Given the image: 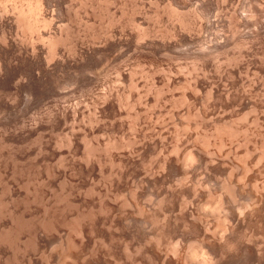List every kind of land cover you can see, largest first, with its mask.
Segmentation results:
<instances>
[{
    "label": "bare ground",
    "instance_id": "1",
    "mask_svg": "<svg viewBox=\"0 0 264 264\" xmlns=\"http://www.w3.org/2000/svg\"><path fill=\"white\" fill-rule=\"evenodd\" d=\"M77 1L0 0V264H264V0Z\"/></svg>",
    "mask_w": 264,
    "mask_h": 264
},
{
    "label": "rangeland",
    "instance_id": "2",
    "mask_svg": "<svg viewBox=\"0 0 264 264\" xmlns=\"http://www.w3.org/2000/svg\"><path fill=\"white\" fill-rule=\"evenodd\" d=\"M78 1H79V0H78ZM78 1H77V2H78ZM147 1H148V2H147ZM149 1H153V0H145V2H144V1H143V2L146 4V7H147V8H150V11H151V10L154 11L153 9L156 8V6L158 7V5H159L160 3L162 4V1H163V0H162V1H161V0H155V1H157V2L154 3L155 6H152L153 8L150 6V5H151V4H150L151 2L149 3ZM153 2H154V1H153ZM158 2H159V3H158ZM79 3H80V2H78V4H79ZM117 3H119V2H117ZM148 3H149V4H148ZM78 4L75 3V6H74V7L77 8V11H78V9H79V11L81 10L80 12L78 11L79 13H81V16H80V14L78 13V17L80 18V20H83V19H84L82 22H78V23H83V22L88 18L86 21H88V20L90 19V20H89L90 23H92V22L94 23V21H95V24H96V25H99V24L103 21L102 18H103V17H104V18L107 17V16H104V15H105V14H104L103 17H101V19H102V21H101V20L99 19V17H98V16H100V15H98V16L96 17V15L94 16L93 14H91L92 11H95V10H91V9H90V7H91L92 5L90 6V4H89V6H90V7L88 6L89 9H85V8H82V7H81V6H83V5L80 6L81 3H80L79 5H78ZM77 5H78V6H77ZM119 5H120V4H119ZM152 5H153V4H152ZM117 6H118V4H117ZM148 6H149V7H148ZM93 7H95V6H92L91 8H93ZM119 7H120V6H119ZM76 8H75V11H76ZM81 8H82V9H81ZM151 8H152V9H151ZM84 9L87 10V12H88L87 15H86V13H85L86 11H85ZM95 9H96V8H95ZM155 10H156V9H155ZM77 11H76V12H77ZM82 11H84V13H83ZM89 11H90V12H89ZM154 12H155V11H154ZM157 12H158V10H157ZM96 13H98V12L96 11ZM88 14L90 15V17H89ZM94 14H95V13H94ZM153 14H154V13H153ZM83 15H86V16L83 17ZM119 15H120V14L118 13V16H119ZM86 17H87V18H86ZM93 17H94V18H93ZM96 18H97V19H96ZM91 19H92V20H91ZM93 19H94V20H93ZM95 19L99 22V24H98V22H97ZM98 19H99V20H98ZM91 21H92V22H91ZM162 22H163V21H162ZM162 22H161L162 25L165 24V25L167 26V24H168L167 22H165V21H164V23H162ZM78 23H76V24H78ZM84 23H85V22H84ZM102 23H103V22H102ZM82 25L84 26V24H82ZM96 25H95V28H98V27L100 26V25H99V26H96ZM103 25H104V24H101L100 28H101ZM165 25H164V26H165ZM75 26H76L75 29L77 30V29L81 26V24H80L79 27H78V25H75ZM83 26H82V28H81V31H80V30H77V31H80V33H81V32L83 31L82 29L85 28V27L83 28ZM105 26H106V23H105ZM77 27H78V28H77ZM103 27H104V26H103ZM104 28H106V27H104ZM98 29H99V28H98ZM98 29H96V30H98ZM101 29H103V28H101ZM119 29H120V28H119ZM126 32H127V31H126ZM246 49H247V48H246ZM250 49H252L253 51H251V50H246V55H247V56H246V59L248 58V59H247L248 62H247V60H246V63H247V64H246V67H247V65H248L249 63L252 64V65H251V68L254 67L255 63H256V65H258V64H260V65H259V67L255 65V68H252V69H251V72H250V70L248 71L247 68H246V73L249 72V74L251 75V76H249V77H248V76L246 77V80H247V81H246V82H247L246 85H248V86H246V87H248V88H249V86H252V85H255V86H257V87L259 86L260 83H259V82H258L259 84L257 83V80H258V79H257V78H256L257 80H256L255 78L253 79V77H254V74H253V73L256 72V70L258 69L257 72H256V74H257L256 76H257V77L259 76V75H258V71H261L259 74H261V76H262V69L264 68V65H263V62H262L263 59L260 58V59H262L261 62H260L259 59H258L259 57H261L262 54H260V53L258 52L259 50L257 51V48L255 49V47H254V48H251V47H250ZM249 51H250L251 53L253 52V54H254L255 51H256V54H255V55H257V54L259 53V54H258L259 56H258V55L255 56V55H254L255 58L257 57V58H256L257 61H256L254 58H253V59H254L255 61H254L253 59H252L253 61L250 60V59L253 57V54H251ZM247 52H248V53H247ZM263 56H264V55H263ZM249 57H250V58H249ZM188 60H189V59H188ZM188 60H187V61L184 60V61H185V62H189ZM181 61H183V60H180V62H181ZM258 61H259V62H258ZM185 62H182V63H185ZM190 62H191V60H190ZM190 62H189V63H190ZM253 62H254V65H253ZM257 62H258V63H257ZM189 63H187V64L189 65ZM191 63H193V62H191ZM191 63H190V66H192ZM142 65L145 66L144 64H142ZM262 65H263V66H262ZM101 66H102V65H101ZM101 66L98 67L99 69H96V70H95L96 73H95V72L93 73V75H94V79H95V80H93V81H94L96 84H95V83H94V84L91 83L92 85H91V84H90V85H86L87 87H85V86H83V87H82V86H75V85L72 86V88L74 87V89H73L74 92H73V93H75V92L77 91V94L80 95L82 92L85 91L84 94H83L84 97H83V95L80 96L81 98L83 97V100H84L83 102H84V103L82 104V103L80 102V104H79V102H78V104H77L76 100H75L76 103L74 102V103L77 104V106L79 107V108H78L77 106H75L76 108H78L79 111H80V106L83 107V109L81 108V111H80V112H82V110H83V112L86 113V114H88V111L91 112V110L94 108V107H93V104H92L93 102H91V100L95 101L94 98L96 99V97L98 96V94H101V93L103 94V93H105V92H106V90H105L106 88H107V92H109L110 90H111V91L114 90V89H112V87H111V89H110V86H111L112 83H113V85H114V84H115V85H116V84L118 85V80L116 81V79H115V78H117V77H116L117 75L115 76V72L109 71V70H111V69H109V67L107 68L106 65H105V67H104V66L101 67ZM108 66H109V65H108ZM148 66L151 67V68H149V69H152V68H153V66H151L150 64H147V65H146L147 69H148ZM183 66L185 67V65H183ZM190 66H189V67H190ZM260 66H262V67H260ZM103 67H104V68H103ZM146 67H145V68H146ZM164 67H165V70H164V72H165V71H167L166 68H168V67H167V65L164 66ZM164 67H163V68H164ZM187 67H188V66L185 67V68H186V69H185V74L187 73V72H186L187 69H188ZM259 68H260V69L262 68V69L260 70ZM103 69H104V70H103ZM253 69H254V70H253ZM255 69H256V70H255ZM97 71H99V72H97ZM106 71H107V72H106ZM181 71H182V70H181ZM191 71H192V70H191ZM252 71H253V72H252ZM101 72H102V73H101ZM109 72H112L113 74H112V75H109V74H108V76H107L106 73H109ZM164 72H163V73L161 72L160 75H158L157 77H160V78L163 77L166 81L168 80V83L171 81V79L174 78V76H176L177 78H178V77L181 78V77L184 75V74H183V73H184L183 71H182V73H181L182 75H180V76L176 75V73H177L176 71H175L176 73H172V72H170V73H172V74H174V75L171 76L170 73H169V75H170L171 77L168 79V77H169L168 74H165L166 76H162V74L164 75ZM167 72H169V71H167ZM167 72H166V73H167ZM196 72H197V71H196ZM198 72H199V71H198ZM99 73H100V74H99ZM98 74H99V75H98ZM105 74H106V75H105ZM110 74H111V73H110ZM178 74H180V72H179ZM187 74H189V76H190V74H191L190 69H189V72H188ZM192 74L194 75V74H196V73H193V72H192ZM199 74H201V73H199ZM252 74H253V77H252ZM100 75H101V76H100ZM247 75H248V73H247ZM102 76H103V77H102ZM161 76H162V77H161ZM167 76H168V77H167ZM189 76H187V78H191V77H192V76H191V77H189ZM256 76H255V77H256ZM106 77H107V79H108L109 77H111V78H109V79L107 80ZM165 77H167V78H165ZM183 77H184V76H183ZM250 77H252V78H250ZM98 78H99V79H98ZM163 78H162V80H164ZM179 78H178V79H179ZM192 78H193V77H192ZM101 79H102V80H101ZM103 79H104V80H103ZM249 79H250V80H249ZM252 79H253V81L256 80V83H257V84H255V82H254V84H253V82H250ZM99 80H100V81H99ZM140 80H141L140 82H144V78H141V77H140ZM169 80H170V81H169ZM248 80H249V82H248ZM96 81H98V82H96ZM114 81L117 82V83H114ZM166 81H165V82H166ZM101 82H102V84H101ZM105 82H106V83H105ZM109 82H111V83L109 84ZM165 82L162 83L163 86L167 85V84L164 85ZM97 83H98V84H97ZM248 83H249V84L252 83V84L249 85ZM100 84H101V85H100ZM103 84H104V85H103ZM107 84H108V85H107ZM119 84L121 85L120 81H119ZM93 85H94V86H93ZM96 85H97V86H96ZM117 85H116V86H117ZM92 86H93V87H92ZM105 86H107V87H105ZM108 86H109V87H108ZM89 87H90V89H89ZM100 87H103L104 92H102L103 90H102V88H100ZM166 87H167V86H166ZM166 87H164V88H166ZM75 88H76V89H75ZM92 88H93V89H92ZM113 88H115V90H116V89H118L119 87H115V86H113ZM248 88H247V89H248ZM84 89H85V90H84ZM86 89H87V90H86ZM95 89H96V90H95ZM98 89H99V90H98ZM109 89H110V90H109ZM75 90H76V91H75ZM81 90H82V91H81ZM83 90H84V91H83ZM86 91H87L88 94H86ZM92 91H94L95 93L92 92ZM166 91L169 93V91H168V87L166 88L165 93H166ZM80 92H81V93H80ZM179 92H180V91H178L177 93H179ZM93 93H94L95 95H93ZM77 94H75V96H77ZM90 94H91V95H90ZM102 94H101V95H102ZM166 94H167V93H166ZM85 95H86V96H85ZM87 95H88L89 97H88ZM95 96H96V97H95ZM92 97H93V99H92ZM98 97H99V96H98ZM81 98H79L78 100L81 101V100H82ZM89 98H90L91 100H90ZM85 99H87V100L85 101ZM78 100H77V101H78ZM87 101H88V102H87ZM85 102H87V103H85ZM89 102H91L92 105L89 104ZM84 104L87 105L88 107H87V106H84ZM88 104H89V105H88ZM69 105L72 106V107H74V106H73V105H74V104H73V101H72V105H71L70 103H69ZM79 105H80V106H79ZM90 105H91V107H90ZM86 107H87V108H86ZM163 107H164V106H163ZM84 108H86V109L84 110ZM89 108H90L91 110H88ZM164 110H165V108H164ZM165 114H166V113H165ZM167 116H168V115H167ZM250 146H251V145H250ZM251 148H252V146H251Z\"/></svg>",
    "mask_w": 264,
    "mask_h": 264
}]
</instances>
